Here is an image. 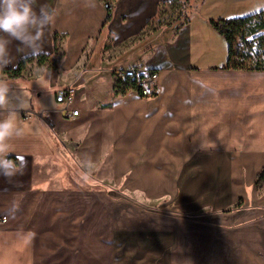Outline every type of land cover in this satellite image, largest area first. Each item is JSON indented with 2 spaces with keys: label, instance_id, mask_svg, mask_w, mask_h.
Listing matches in <instances>:
<instances>
[{
  "label": "crops",
  "instance_id": "crops-1",
  "mask_svg": "<svg viewBox=\"0 0 264 264\" xmlns=\"http://www.w3.org/2000/svg\"><path fill=\"white\" fill-rule=\"evenodd\" d=\"M106 1L37 0L56 13L43 51L13 42L4 70L31 59L21 77L0 72L23 130L11 155L22 172L0 176V264H264V70L223 68L227 43L208 23L264 0H189L185 20L153 29L178 0ZM130 67L158 73L153 97L115 94L125 81L114 72ZM72 167L149 201L178 187L181 210H119L110 191L72 181Z\"/></svg>",
  "mask_w": 264,
  "mask_h": 264
},
{
  "label": "clouds",
  "instance_id": "clouds-1",
  "mask_svg": "<svg viewBox=\"0 0 264 264\" xmlns=\"http://www.w3.org/2000/svg\"><path fill=\"white\" fill-rule=\"evenodd\" d=\"M91 6V0H88ZM56 13L37 0H0V72L13 65L11 45L32 55L43 51L45 30L55 23ZM12 83L0 79V176L14 177L22 172L19 161L11 158L12 141L23 134L17 122L21 103L12 94Z\"/></svg>",
  "mask_w": 264,
  "mask_h": 264
},
{
  "label": "trees",
  "instance_id": "trees-1",
  "mask_svg": "<svg viewBox=\"0 0 264 264\" xmlns=\"http://www.w3.org/2000/svg\"><path fill=\"white\" fill-rule=\"evenodd\" d=\"M188 3L189 0L182 1L184 7ZM108 16L107 14V19ZM182 17L185 20L186 13L178 14L175 20H179ZM208 23L227 43V61L223 68L233 70H264V32H262L264 29V10L239 17L209 19ZM46 58L47 56L40 55L37 57V60L41 63ZM30 59H21L14 69H7L3 72L11 78L21 77L22 70ZM55 60V55H52V67L55 65ZM129 86H131V82L128 81L117 85L121 89H118L115 94L125 93ZM255 186L259 190L264 189V165L256 174Z\"/></svg>",
  "mask_w": 264,
  "mask_h": 264
},
{
  "label": "rangeland",
  "instance_id": "rangeland-1",
  "mask_svg": "<svg viewBox=\"0 0 264 264\" xmlns=\"http://www.w3.org/2000/svg\"><path fill=\"white\" fill-rule=\"evenodd\" d=\"M183 0H178L177 2H174L171 5V11H161L159 15V19L155 20L152 24V29L154 27H158L159 25L169 22H174L175 17L178 14H184L186 13V7L182 5ZM184 7V8H183ZM107 16V15H106ZM183 19V17L181 18ZM179 19V20H181ZM175 172H167L168 176V186L171 185L172 187L175 184ZM93 176V175H92ZM71 178L72 181H76L79 179L86 180L88 184L96 186L97 190H102V191H110V193L115 197L116 202L118 201L117 208L119 210L121 209L122 211H133L137 213L141 218L149 219L153 217L158 216L159 214L164 215L166 214L167 216H173L178 213V211L181 210V208L178 206V187L175 190V188H169L168 190L172 191H177L176 199H171L169 196V191L167 192V196H163L160 199L154 200V201H149L145 197L134 195V194H129L125 189H120V188H115L111 187L108 185H105L104 183H101L99 181H95L92 179L91 176L87 174H83L79 169L76 168V170L72 167L71 171ZM175 187V186H174ZM94 188V189H95ZM92 189V188H91ZM92 189V191H94ZM96 190V189H95ZM144 220V219H142Z\"/></svg>",
  "mask_w": 264,
  "mask_h": 264
},
{
  "label": "built area",
  "instance_id": "built-area-1",
  "mask_svg": "<svg viewBox=\"0 0 264 264\" xmlns=\"http://www.w3.org/2000/svg\"><path fill=\"white\" fill-rule=\"evenodd\" d=\"M110 1L104 3V7L109 9ZM115 76L123 81L131 82V86L142 97H153L158 90V73L156 71H149L142 68L130 67L126 69H119L114 72ZM72 98L71 89H59L57 91L55 100L57 102L69 103ZM77 110L72 109L68 115L74 116Z\"/></svg>",
  "mask_w": 264,
  "mask_h": 264
}]
</instances>
